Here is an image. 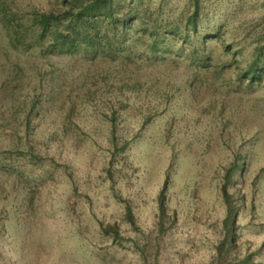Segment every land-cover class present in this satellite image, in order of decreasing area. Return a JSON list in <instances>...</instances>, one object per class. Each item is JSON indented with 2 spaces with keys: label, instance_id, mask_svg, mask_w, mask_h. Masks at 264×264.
<instances>
[{
  "label": "rangeland",
  "instance_id": "1",
  "mask_svg": "<svg viewBox=\"0 0 264 264\" xmlns=\"http://www.w3.org/2000/svg\"><path fill=\"white\" fill-rule=\"evenodd\" d=\"M63 1L0 0V264H264V0H113L51 53Z\"/></svg>",
  "mask_w": 264,
  "mask_h": 264
},
{
  "label": "trees",
  "instance_id": "2",
  "mask_svg": "<svg viewBox=\"0 0 264 264\" xmlns=\"http://www.w3.org/2000/svg\"><path fill=\"white\" fill-rule=\"evenodd\" d=\"M63 2L67 4L64 17L67 21L66 25H62V19L58 21L59 17L53 13H43L40 15V19L36 20L38 27L41 26L42 36L50 30L51 23L58 21L56 29L51 31L53 39L51 49H49L51 53L55 51L67 54L74 53L80 45V41L74 37H82L81 44L86 45L87 26H91L93 22H96L94 19L112 18L115 14L113 0H91L85 6L80 5L79 0H70V2L64 0ZM57 27H62V31ZM226 203L228 204L227 196ZM233 214L232 209L229 208L225 219L228 229H231L234 225Z\"/></svg>",
  "mask_w": 264,
  "mask_h": 264
}]
</instances>
